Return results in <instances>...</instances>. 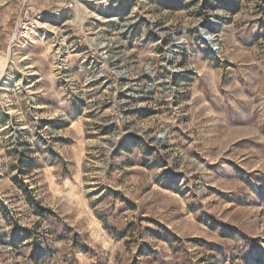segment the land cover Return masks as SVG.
I'll list each match as a JSON object with an SVG mask.
<instances>
[{
    "label": "rangeland",
    "instance_id": "1",
    "mask_svg": "<svg viewBox=\"0 0 264 264\" xmlns=\"http://www.w3.org/2000/svg\"><path fill=\"white\" fill-rule=\"evenodd\" d=\"M0 264H264V0H0Z\"/></svg>",
    "mask_w": 264,
    "mask_h": 264
},
{
    "label": "bare ground",
    "instance_id": "2",
    "mask_svg": "<svg viewBox=\"0 0 264 264\" xmlns=\"http://www.w3.org/2000/svg\"><path fill=\"white\" fill-rule=\"evenodd\" d=\"M212 24V23H211ZM207 36V37H206ZM202 40L204 41V42H206V43H208V45H209V47L210 48H212L211 46H210V44H212L213 45V47L214 46H216V43H215V41H214V35L213 34H209L207 31H206V33H204V35L202 36ZM171 44H173V43H171ZM174 45H176V43L174 44ZM170 48V47H169ZM213 49V48H212ZM215 49V48H214ZM170 50H173V51H175V48H170L169 49V51Z\"/></svg>",
    "mask_w": 264,
    "mask_h": 264
},
{
    "label": "built area",
    "instance_id": "3",
    "mask_svg": "<svg viewBox=\"0 0 264 264\" xmlns=\"http://www.w3.org/2000/svg\"><path fill=\"white\" fill-rule=\"evenodd\" d=\"M207 32H208V31H207ZM205 33H206V32H205ZM201 34H202V36L204 35L203 33H201ZM206 37H207V36H206ZM169 49H170V48H168V56L171 57L172 54H173L175 51H173V50H170V51H169Z\"/></svg>",
    "mask_w": 264,
    "mask_h": 264
},
{
    "label": "water",
    "instance_id": "4",
    "mask_svg": "<svg viewBox=\"0 0 264 264\" xmlns=\"http://www.w3.org/2000/svg\"><path fill=\"white\" fill-rule=\"evenodd\" d=\"M200 32L204 34L206 31H205V30H203V29H201V30H200Z\"/></svg>",
    "mask_w": 264,
    "mask_h": 264
}]
</instances>
